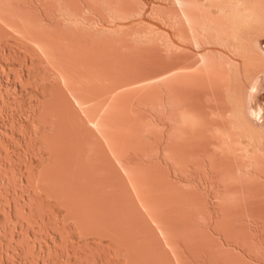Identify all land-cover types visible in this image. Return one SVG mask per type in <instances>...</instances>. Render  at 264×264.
I'll return each instance as SVG.
<instances>
[{"label": "rangeland", "instance_id": "374dc122", "mask_svg": "<svg viewBox=\"0 0 264 264\" xmlns=\"http://www.w3.org/2000/svg\"><path fill=\"white\" fill-rule=\"evenodd\" d=\"M170 1L171 0H0V26L6 30V32L4 29L0 32V264H264V198L258 196L249 199L247 198L249 196H247L245 200L243 199L244 197H240L241 199L238 197L237 200L232 198L231 201L229 198H224V195H222L223 197L215 195V197L217 196L215 198L211 196L212 193L209 191L214 187V184L212 185V183H209V181H212L213 176L203 172V175L196 180L192 172V167L187 168H190L187 171L188 174H185L186 176L189 175L187 178L183 174L185 177L182 175L181 180H178L182 173L180 174L177 168L178 165H173L177 164V162L174 161L175 158L172 160L173 155L174 157L177 155L172 154L173 151V153L177 151V144L174 141L175 145H173V143H171L173 141L169 139L174 137L175 140V135L173 136L172 134L170 137L169 135L171 134H164L167 128L162 126V119H159L162 112L157 110V103L160 102V95L157 92H159L160 89L155 85L154 89L153 85L147 86H152L150 89L144 86V89L146 87L145 91L144 89L141 91L142 87L139 89L138 87L137 89L136 87H131V89L129 87L126 90L127 93H125L126 91L119 93L125 89H115V86L118 87L133 80V78L139 79L142 76L154 74L155 71L159 72L168 64L169 66L174 65L177 63L176 61L181 59L179 58V52H176L179 49L174 51L176 55L172 52L171 55L169 53L171 57H167V54H163L164 49L162 50V43L160 44V33L163 35V31H171L163 23V19L162 21L160 19L162 18L160 10L164 7L169 8L170 5L173 7V4H169L171 3ZM112 7L119 8L120 13H122L121 11L125 10V8L127 10L128 8L131 9L130 11H139L140 15H136L137 17L133 16L132 19L121 20L119 23L125 27L122 26V30L127 29L126 33H129L131 29L134 30L133 27L136 28L138 26V29L143 28V30L141 29L142 31L148 30L149 35L153 34L154 40H148L149 42H147V46H145L148 47L150 51H146L147 53L143 51L145 54L141 51V53H138L139 51L138 49L136 50V47L133 49L134 52L131 56V53H129L127 49L120 47L122 45L119 42L115 43V41H113L114 39H110L111 42L103 39V37L99 36V29L96 28L97 31L94 27L90 29L89 26H87H91L97 19V22L101 21L102 24L106 25L107 23H105L104 19L109 18L107 15L110 13L109 10H111ZM120 7L125 8L120 10ZM141 10L142 12H140ZM123 13H127V11L125 10ZM11 18L13 19L11 20ZM106 20L108 21V19ZM12 21L15 22L13 23ZM93 30L96 32H93ZM141 30H138V32H141ZM174 31L170 32V37L173 36L171 34ZM131 32L127 35L129 38L123 43L128 45L131 43L132 45L135 44L136 40L131 36L136 32ZM39 35L41 37H39ZM63 36H68L75 40L78 38V41L84 39L83 41L85 42H89L91 39L90 42H94L95 48L93 50L94 53L91 51V57L93 56L92 58L96 59V61L93 60L95 63L93 62L94 64L92 65L95 67L94 74L96 72H98V74L101 73V67L103 69L104 67L109 69L110 73L108 71L107 73L104 71L101 73L109 75L108 77L106 75V80H101L100 78L101 83L99 82V78L96 77L97 74L95 75V80L93 79L95 81V83H93L94 85L91 82L93 88L92 86L90 87V92L92 90V92H94L92 94L94 95L90 92V95H88L87 89H85V91L83 89L84 87H81L83 86L81 84L85 83V81L83 82L79 79L74 80L75 77H73L74 79L70 78V81L67 82L71 83L69 85L70 88H68V84L64 85L59 79V62H61L62 67L65 65V68H68L65 70L61 68V70H64L65 73L67 70L71 74H74L72 72L74 69L72 68V70H70V67L75 66V63L79 66L77 67L79 71L85 66L83 64H87L85 61V63L83 62L84 57L82 58V56H84V54H80L82 55L79 57L80 59L77 58L79 55L74 57L69 55L66 63H64V55L60 54L61 56L59 59L58 52L60 51L55 47V43H58L60 41L59 39H63ZM261 36L259 37L260 44L264 47V35ZM44 37L47 40H52L48 41V43L47 40L45 41ZM41 38L44 40H41ZM35 39L44 42V46L46 47L47 45L45 49H48L49 52L51 51L52 55L49 54L47 56L39 51L35 46ZM172 39L175 44L179 42L178 40L175 42L174 37H172ZM105 40L106 42L109 41L112 46L111 48L108 46L106 49L107 43ZM52 41L54 49L52 48V44L50 45ZM153 41L155 44L157 43L159 45H154ZM61 42H63V40H61ZM137 42L136 44L139 45ZM151 43L153 45L149 47L148 45ZM101 44L103 46H101ZM178 44H181V47L185 46L191 48L188 44L183 42L177 43L176 46ZM96 45L98 47H95ZM152 48L154 49L152 50ZM187 51L189 52L190 49H187ZM192 52L189 53L191 54ZM189 53L186 54L188 55ZM177 54H179V57H177ZM55 55L57 56L55 57ZM163 55L164 58L166 57L164 59L165 61L161 60L163 59ZM185 55L184 58L188 59L189 55H186L187 57ZM172 56H174V59L177 57V60L175 59V61L171 62L174 60ZM184 58L182 60H184ZM130 59L132 62H128ZM187 59H185V62L189 60ZM114 60L117 61L115 62ZM136 60L142 62L139 61L137 64ZM166 60H168V64ZM161 61H163V63ZM77 62L80 63V65H78ZM180 62L182 61L180 60ZM161 66L164 67L161 68ZM27 67L29 69H27ZM83 70L85 71V69ZM53 71L56 74H54ZM84 71L81 73L84 74ZM55 78L60 82L57 79L55 80ZM53 84L57 85L54 86ZM58 84L61 85L65 92L64 90H60ZM106 86L109 89H107ZM55 87L59 90L57 91ZM263 87L264 85L260 89L257 101H261L260 103L264 105ZM114 89L116 91H114ZM134 89L136 92H134ZM55 90L57 92H55ZM70 91L80 93L81 95L87 93L85 97L90 96V99H92L90 101H93L92 103L96 106V110L100 109L101 104L106 105V102L112 95L111 97L113 100L109 99V103L106 106L108 107L113 104L112 106L114 108L112 109V106H110L108 109H111L103 112L104 128L102 131L104 132L98 134V136L100 135V140H97L95 137L91 140L92 136H89L91 135L89 132H83L84 134L81 132L78 134L72 132L73 135L70 132V135L67 133L65 136L63 132L59 131L63 129H61V125L59 124V121L63 122L62 119H59L61 118L59 115L66 112L64 111L66 109L67 111L69 108V110H71V107H69L70 104L65 102L68 96L69 99H71ZM113 92H115V95ZM56 93H59V95H56ZM106 93L109 94V96ZM145 93L149 95L146 97V100H144L145 102L149 100L147 103L149 107L146 106V108H143L144 106H139V104L134 106L137 104L139 97L143 96ZM155 93L159 96V102L157 101V103H155L156 101L152 102L157 100ZM62 94L68 95L65 96L66 100ZM154 94L155 97L153 98ZM84 95H82V97H84ZM60 96H62L63 99ZM106 96L109 98L106 99ZM102 97L103 99H101ZM150 97H152V100ZM99 99L100 101L98 102ZM127 99L132 101L131 105L130 100ZM62 100L65 103H63ZM87 100H89V98ZM101 100L103 103H101ZM60 101L63 103L62 106L68 105L67 108L60 107ZM142 101L143 100H141V102ZM115 102L116 105L114 106ZM149 102L150 104L152 103V106L156 104V109L153 107L154 111L150 107ZM119 104L121 105L120 108ZM124 105L132 106V109L130 107V110L128 107V110L125 111L123 110L125 108ZM59 107L65 108L62 110L63 112ZM111 111L113 112L110 115L111 117L115 115V117L122 116V118H119V120L113 118L107 120ZM117 113L121 114L118 115ZM125 113L126 115L128 114V116H126ZM65 114H71V111ZM48 115L50 117H48ZM123 115L127 118L125 122ZM110 116L108 118H110ZM162 116L163 114L160 117ZM120 119L123 120L121 121ZM65 120L69 122V120ZM74 123L76 124V122ZM66 130L67 129H65V131ZM171 131H173V129ZM203 132L204 131H202V134ZM67 136H71L68 138L74 139L75 141L71 140L73 143L69 142L70 140H68ZM165 136L167 139H165ZM61 137H66L67 142L64 140L66 138L61 139ZM207 137L204 139L202 137L204 141L200 138V143L205 141L208 142V144L206 142L201 143L200 147L202 148L207 144L208 147L205 146V150L210 151L214 147V144H212L214 140L212 141L210 137ZM59 139H61L62 142H60ZM58 140L60 142H58L59 144L57 143ZM165 140L166 145L163 146ZM167 140L169 143H167ZM100 144L103 145L101 146ZM169 144H171L170 146H172L173 149L172 147L169 148L170 146L168 147L170 150L165 148ZM209 144H211L212 147H210ZM102 147L103 150L101 149ZM206 148L209 149L207 150ZM166 149H168V151L172 149L171 153L169 154ZM165 152L169 155H166ZM165 156H169L167 160ZM169 158L172 160L171 162ZM199 161L201 164L203 163V168L206 162H203V160ZM60 170L62 171L60 172ZM66 171L67 173L65 174ZM78 171L79 173H77ZM56 172H59L60 177L59 175L56 177L58 174ZM62 172H64L63 175ZM82 172H84L83 175ZM119 172L122 174L120 175ZM200 174H202V172H200ZM61 175L63 178L67 175L70 180H68L67 177L63 180ZM94 176L95 178H93ZM124 178L125 181L123 182ZM76 179L78 180L76 181ZM182 179L189 181L187 182L188 184L194 183L197 191H199L202 186L203 188L198 194L189 192V195L188 189L190 187H188L187 183ZM72 180L76 182L72 184ZM182 183L185 184L181 187ZM207 184L209 185L206 186ZM186 185L188 189L183 188ZM190 186L191 190L195 189H193L192 185ZM208 192L209 194H207ZM191 195L194 197H191ZM75 200L80 206L75 204ZM72 201L73 204H75L73 207ZM136 206H138V209ZM142 219L144 221H142ZM106 225L108 226L106 227ZM161 227H164L163 229H165V232H160L162 229ZM156 230L158 235L155 233ZM17 233L18 235L16 236ZM152 233L156 234L157 237L156 235H152ZM158 238H160L162 242H160ZM154 239L159 243L154 242ZM168 240H170L171 243ZM161 250H168L169 253H167L168 251H163L162 253ZM162 254L164 255L162 256Z\"/></svg>", "mask_w": 264, "mask_h": 264}, {"label": "bare ground", "instance_id": "6f19581e", "mask_svg": "<svg viewBox=\"0 0 264 264\" xmlns=\"http://www.w3.org/2000/svg\"><path fill=\"white\" fill-rule=\"evenodd\" d=\"M6 1H8V0H6ZM114 2H116V1H114ZM114 2H112V3H114ZM170 2L171 3H169V4H173V7L170 5L169 8L164 7L162 10H160V13H161V16H162V18H160V19H161V21L163 19V23L169 28V30H171V31L175 30V31L172 32L171 35H173V36H171V37H170V32L171 31L168 32V31L165 30V31H163V35L160 33L161 42L160 41L159 42H160V44L162 43L161 46L163 45L162 50L164 49L163 50L164 51V53H163L164 55L167 54L166 56L169 57L172 54V52L176 55V53L174 51H176V49H179V50L176 51V52H179V54H180V55L177 54V57L180 56L179 58H181L178 61L180 62V60H181L182 62L183 61L184 62L183 63L182 62L179 63L178 61H176L177 62L176 64L169 66L168 60H166L168 65L167 66L165 65L166 67L161 66V68L162 67H164V68L162 70H160L159 72L155 71L156 73L154 72V74H151V75L149 74V75H146V76H142L139 79H134L133 78V80H131V81H129L130 80L129 79L128 80L129 82H126V83L123 82L124 84H122V85H120L121 84L120 83V84H118V85H120L118 87L114 85L115 89L116 88H118L119 90L125 89V90H123V91H121L119 93L125 92L127 90V88H129V87H130V89H131V87L132 88L136 87V89H137V87H138V89L140 87H142L141 91H143V89H144L143 87L144 86L147 87L148 85L149 86L153 85V89L155 88L154 85L157 86L160 89V91L157 92L160 95V100H159L160 102L158 101V99H159L158 97L159 96H157V93H155L156 96H157V100H154L152 102H155V101H156L155 103H157V101L159 102V103H157L158 104V109L157 110H160V112H162V114H163L162 117H160L162 114L159 116V119L161 118L163 120V122L161 120L162 126L167 128V130L165 131L164 134H167V135L171 134V135H169L170 137L172 136V134H173V136L175 135V140H174V137L173 138L171 137L173 139L172 140L168 136V138L171 141H173V142H171L169 139L168 140L171 143H173V145H175V142L177 144V151H175V153H173L174 151L172 152V154H177V155L175 157L173 155L172 160L175 158L174 161H176L177 164L176 165L173 164V165L174 166L178 165L177 168H178L180 174L182 173L181 175L179 174L180 178L178 180H181V178H182L181 176L183 174L184 175L188 174L187 171L190 169V168L187 169L188 167H192V169L194 170V171L192 170V172H193V175H194L196 180L199 179L200 176L203 175V172H205V173H207L209 175L211 174V176H213L212 177V181H209L210 184L211 183H212V185L214 184L213 185L214 187L212 186L213 188L211 187L212 189L210 188L211 190H209L212 193L211 196L215 197V195H217V196L224 195V198H229L230 201L232 200V198L237 200L238 197L239 198L240 197H242V198L244 197L243 199L245 200V197H247V196H249V197H247L249 199H251L252 197L256 198L258 196H261L262 198H264V105L262 103H260L261 101L260 102L257 101V97L259 95L260 89L264 85V47H262V45L260 44L261 42H260V39H259V37L261 35H264V0H171ZM120 4H121V2H120ZM2 6H3V4H2ZM16 6H18V5H16ZM117 7L116 8L112 7L111 10L108 9L109 12H110L107 15V17H109V18H106V19H108V21L106 19H104L105 18L104 17L105 14L103 15L104 18L102 16H100L101 18H103L105 20V23H107L106 25L102 24L101 21L100 22L98 21L99 22L98 23L97 22L98 19H97L94 23H93V20H92L93 24L91 26L90 25H87V26H89L90 29H92L93 27L95 29L96 28L99 29V32H98L99 36L103 37V39L109 40L110 42H111L110 39H114L113 41H115V43L119 42L122 45L120 47L127 49V51H129V53H131L130 54L131 56H132V54L134 52L133 49H135L136 47H137L136 50L138 49V51H139L138 53H141L143 51L145 53H147L146 51H148V50L150 51V49L148 47H145V46H147V42H149L148 40H154V35L153 34L149 35L148 30L147 31H142L143 28H139L138 29L137 28L138 26L136 28L132 26L134 28V30L131 29V28L130 29H131V31L136 32L131 37H133L136 40V42L138 41L137 43H139V45L136 44L135 41L134 42H135L136 45L135 44L132 45V43H131L130 44L131 46L128 45V44L123 43V42H126L125 40H127L129 38L127 35L131 31L129 33H126L127 29H124L125 28L124 25H122V24L120 25L119 21L121 22V20L124 21L126 19H132L133 16L134 17L136 15L138 16L139 11L138 12H137V10L136 11L135 10L130 11L131 9H129V8H128V10H129L128 11L125 7H122V8L120 7V10H123V8H125V10L127 11V13H123V12H125V10H123V11H121L122 13H120L119 8H117ZM170 7H172L173 9L170 8ZM6 8H7V6H6ZM157 8H159V7H157ZM23 11H25V10H23ZM8 12H10V11H8ZM140 12H142V10ZM13 14H15V13H13ZM12 19L13 18H11V20ZM12 22L14 23L15 21H12ZM135 23H137V22H135ZM24 24H23V26H24ZM27 24H28V21H27ZM27 24H25V25H27ZM88 24H90V23H88ZM122 26L124 27L123 28L124 30H122ZM27 28H28V26H27ZM3 29L6 32L5 28H2L0 26V30H1L0 32H2ZM138 30L139 31L141 30V32H138ZM144 30H146V29H144ZM94 31L95 30H93V32ZM151 32H153V31H151ZM124 33H125V35H124ZM131 34H132V32H131ZM81 36H82V34H81ZM39 37H41V36L39 35ZM172 37L175 38V40H174L175 42L177 40L179 41L177 43L183 42V43L188 44L189 47L192 48V50H191V48H188V47H185V46L181 47V44H178L180 46H178V45L176 46L177 43L175 44L172 41L173 40ZM42 38H41V40H44ZM160 38H159V40H160ZM39 39H37V40H39ZM37 40L35 39V46L39 49V51H41L44 55H47V56L49 54L52 55L51 51L49 52L48 49H45L47 47V45L45 47L44 46V44H45L44 42L37 41ZM46 40L47 39L45 38V41ZM50 40H52V39L47 40V42L50 41ZM59 40H57V41H59L58 43L55 41L56 42L55 43V47L57 48L58 51H60V52L57 51L59 53L58 54L59 59H60V56H61L60 54L64 55L63 56V57H65V59H64L65 62L64 63H66L68 61L67 59L69 58V55H71V57L79 55L77 57V58H79L80 56H82L80 54H84V56H82V58L84 57L83 62L85 61L87 63V64H83V65H85V66H83V69H85V71L83 69H81L82 71L85 72L83 74V73H81L82 71L80 70L81 71L80 72L79 68H77L79 66H77L76 63L73 62V63H75V66L70 67L71 68L70 70H72V68H73L74 70H72V72L74 74H71V73H69L66 70V73L68 74L67 75L64 72V70L68 69V68H65V65H63L64 67H62L61 66V62H59V64H60V67H59L60 69L58 70L59 71L58 72L59 79L64 83V85L68 84V86H67L68 88H70L69 85L71 84V83H67V82L70 81L69 80L70 78L75 77V79L73 78L74 80H76V79L78 80L79 79V80H81L83 82L85 81V83L82 82L83 84H81V85H83V86H81V87L82 88L84 87L83 88L84 90L87 89V93H88V95H90L89 94L90 87L92 86V88H93V85H94L93 83H95V81H94L95 80L94 79L95 75L97 74L96 77L99 78V82H100V78H101V80L102 79L106 80L105 78H106L107 74L105 75V73H107V71L109 72V69L104 67V69H105L104 70L101 67L100 69H102V72L104 71L105 73L101 74L102 73L101 72V73H99L100 74L99 75L98 72L95 71L96 73L94 74V68L95 67H93L92 65L95 63L93 60L96 61V59H93L92 58L93 56L91 57L92 52L95 49L94 48V42H90L91 39H90L89 42L83 41L84 39L82 41L81 40L78 41V38H77V40H75L74 38L72 39V38H70L68 36L67 37L63 36V39H59ZM61 40H63V42H61ZM106 40H105V42H106ZM109 41L106 42L107 43L106 44V46H107L106 49L108 48V46H110L109 48L112 47L110 45ZM29 43H31V42H29ZM153 43H154V41H153ZM51 44H52V48H53L54 47L53 46V41L50 42V45ZM102 44H101V46H103ZM120 44H118V45H120ZM156 44L154 43V45H156ZM151 45H153V44L151 43L148 46L150 47ZM157 45H159V44H157ZM27 46H28V43H27ZM98 46H99V44H98ZM98 46L96 45L95 47H98ZM153 49L154 48H152V50ZM156 49H158V48H156ZM187 49H190L189 52H192V51L193 52L190 54L187 51ZM33 50H34V48H33ZM52 52L54 53L53 50H52ZM144 52H143V54H145ZM169 53H170V55H169ZM186 53H189L188 54L189 55V58H188L189 60L187 58H184V55ZM96 54H97V52H96ZM164 55H163V57L161 56L163 58L161 60H163V61H165L164 59L166 58V57L164 58ZM56 56L57 55H55V57ZM63 57H62V59H63ZM173 57L174 56H172V58ZM119 58H121V57H119ZM124 58H125V56H124ZM183 58H184V60H182ZM113 59H116V58H113ZM133 59H134V57H133ZM168 59H170V58H168ZM175 59L174 60L170 59V60H172L171 62H173V61H175ZM185 59H187L188 61L185 62ZM130 60L129 61L127 60V61L128 62H132V60L131 61ZM137 60H138V57H137ZM41 61H43V60H41ZM58 61H60V60H58ZM139 61H137V64H138ZM163 61H161V62L163 63ZM121 62H122V60H121ZM140 62H142V61H140ZM54 63H56V62H54ZM97 64H96V66H97ZM78 65H80V63H78ZM81 65H82V63H81ZM105 66H106V64H105ZM139 66H140V64H139ZM28 67H29V65H28ZM28 67H27V69L30 68V67L29 68ZM61 68H64V70H61ZM161 68H159V69H161ZM144 69H146V68H144ZM111 72H112V70H111ZM53 73L56 74L54 71H53ZM75 73H76V75H75ZM71 75H72V77H71ZM55 76H57V75H55ZM108 76L109 75H107V77ZM56 79L57 78H55V80ZM73 79H71V80H73ZM91 82H92L93 85H91ZM102 83H103V81H102ZM56 85H54V86H56ZM58 85L60 86V90L63 91L64 89L61 87V85L60 84H58ZM106 85H109V84H106ZM146 87H145V89H146ZM151 87H147V88L150 89ZM55 89H56V87H55ZM79 89H81V88H79ZM83 89H82V91H83ZM107 89H109V88L107 87ZM115 89H114V91H116ZM130 89H128V90H130ZM145 89H144V91H145ZM56 90H55V92H57L59 89L57 91ZM110 90H108V91H110ZM64 92H65V90H64ZM70 92H71L70 93L71 94V99H69V96L67 94L63 95L64 94L63 93L62 95L65 98V100H66L65 96L66 95L68 96L67 98L69 100L67 99L66 101L65 100L64 101L70 104L69 107H71V110H69L70 108L68 107L69 108L68 111L69 112L71 111V114H65L66 112L69 113L67 111V109L64 110L65 108H60V107H66L67 108V106H68V105L62 106V104L65 103V102H63V100H62L63 103H61V101H60L61 104H59V105H61L59 107L61 109V111L62 110L66 111L64 113H61V115L58 114L61 117L59 119L63 120V122L59 121V124L61 125V129L62 128L64 129V131H63V129L59 130V131L63 132V134L65 136L67 135V133H68V135H70L72 132H76L77 134L80 133V132L81 133L89 132L91 134L89 136H92L91 140L93 139V137L97 138V140L98 139L100 140L101 138H99L100 135L98 136V134H102L104 132V131H102L103 128H104L103 127L104 126L103 125L104 124V122H103V119H104L103 118V112L111 109V108L108 109V107L112 106L113 104L108 106V107L106 105L109 103L108 102L109 99L113 100L112 97H111L112 95L110 96V98L106 96V99L109 98L108 101L106 102V105L105 104L104 105L101 104V106L102 105L103 106L102 107L100 106V109L96 110V106H94V104L92 103L93 101L92 102L90 101V100H92V99H90V96L89 97L88 96L85 97L87 95V93H85V95L82 94L85 97V99H84V97H82V95L80 93H74L72 91H70ZM134 92H136L135 89H134ZM90 93L92 94L94 92H92V90H91ZM125 93H127V91ZM151 93H152V91H151ZM113 94L115 95V92H113ZM128 94H130V93H128ZM145 94L143 96L139 97L138 101L136 100L137 104L134 105V106H137L138 104H139V106L143 105L144 106L143 108H146V106H148L147 103H148L149 100H147V102H145L144 100H146V97L149 96V95H148V93L146 95ZM155 94H154L153 98L155 97ZM56 95H59V93L58 94L56 93ZM92 95H94V94H92ZM107 95L109 96V94H107ZM103 96H105V95H103ZM60 97H62V96H60ZM63 97H62V99H63ZM93 97H95V96H93ZM116 97H117V95H116ZM88 98H89V100H87ZM101 99H103V97ZM150 99L152 100V97H150ZM258 99H261V98H258ZM127 100H130V99H127ZM141 100H143V101L141 102ZM56 101H58V100H56ZM94 101H95V98H94ZM99 101H100V99L98 100V102ZM121 102H122V100H121ZM101 103H103L102 100H101ZM131 103H132V101L130 100V105H131ZM151 104L149 102L150 107L152 109H153V107H154V109H156L155 108L156 104L154 106H152ZM115 105H116V102L114 103V106ZM124 106H125L126 109L124 108L123 110H125V111L128 110V107H129V109H130V107L132 109V106H128V105L127 106L124 105ZM120 107H121V105L119 106V108ZM113 108L114 107L112 106V109ZM154 109H153V111H154ZM119 111H120V109H119ZM142 112H143V110H142ZM112 113L113 112L111 111V113H109V116ZM119 114H121V113H119ZM106 115H108V114H106ZM106 115H104V116H106ZM125 115H126V113H125ZM126 116H128V114ZM48 117H50V116L48 115ZM108 117H107V120H110L111 118L119 120V118H122V116H116L115 117V115H113L112 117L110 116V118H108ZM124 118H125V116H124ZM65 119L69 120V122H66ZM126 119L127 118H125L124 122L126 121ZM45 120H46V118H45ZM72 121H73V123H72ZM74 122H76V124ZM105 122H107V121H105ZM110 123H112V122H110ZM161 123H160V125H161ZM118 125H119V123H118ZM105 128H106V126H105ZM57 129H58V127H57ZM65 129H67L68 131L67 130L65 131ZM140 129H142V128H140ZM172 129H173V131H171ZM202 131H204L205 133L203 132V134H202ZM77 134H75V135H77ZM72 135H73V133H72ZM71 136H67V138L71 137ZM166 136H165V139H167ZM207 136L210 137L212 141L214 140V143H212V144H214V147L210 151H206L205 150V146L208 147L207 146L208 142H206V141L205 142L207 144H205V146H203L204 149H203V147L202 148L200 147L201 143H205V142H201L200 143V138L202 139V137H203V139H204ZM64 138H66V137H64ZM64 138L61 137V139H64ZM67 138L64 139L66 142H67ZM61 139H59L60 142H62ZM59 140L57 141V143L59 142ZM68 140H70L69 142H72L74 139L72 140V139L68 138ZM94 141H95V139H94ZM169 141L167 143H169ZM95 142H94V144H95ZM54 143H56V142H54ZM105 145H106V143H105ZM112 145H113V143H112ZM165 145H166V140H165V144L163 146H165ZM170 145L171 144H169L165 148H168ZM209 146L212 147L211 144H209ZM171 147L172 146H170L169 148H171ZM101 149L103 150V147ZM168 149H166V150L168 151ZM172 149H173V147H172ZM172 149H171V151H172ZM171 151H168V153L170 154ZM62 153H63V151H62ZM77 154H79V153H77ZM165 154L169 155L166 152H165ZM72 155H73V153H72ZM82 155H84V154H82ZM107 155H106V157H107ZM165 157H167V156H165ZM168 157L166 158V160L168 159ZM65 159H66V157H65ZM69 159H71V158H69ZM172 160L169 158L170 162ZM199 160H203V162L204 161L206 162V163H204V165H203L204 167L203 168H202V164L203 163L201 164ZM67 163H69V162H67ZM63 164H65V163H63ZM122 164H124V163H122ZM174 166H171V167H174ZM126 168H128V167L126 166ZM66 169H67V167H66ZM93 169H94V167H93ZM199 169H201V170H199ZM56 170H57V168H56ZM61 171L62 170H60V172ZM119 171H120V169H119ZM126 171H128V170H126ZM190 172H191V170H190ZM200 172H202V174H200ZM54 173H55V171H54ZM56 173H58L56 175V177H57L59 175V172H56ZM63 173L64 172H62V175H63ZM66 173H67V171L65 172V174ZM77 173H79V171ZM83 173L84 172H82V175H83ZM121 174L122 173H120V175ZM124 175H122V176H124ZM179 175H177V176H179ZM193 175H192V177H193ZM188 176H186V178ZM59 177H60V175H59ZM66 177H67V175H66ZM66 177H64V178H66ZM62 178H63V176H62ZM64 178H63V180H64ZM67 178H68V180H70L69 177H67ZM72 178H73V176H72ZM93 178H95V176ZM186 178H184V179H186ZM184 179H182V180H184ZM77 180L78 179H76V181ZM72 181H73L72 184L76 182V181L74 182V180H72ZM124 181H125V178H124L123 182ZM110 182H111V180H110ZM131 182H133V181H131ZM185 182L187 183L189 181H185ZM191 182H192V179H191ZM193 182H196V181H193ZM133 183H132V185H133ZM76 184L79 185L78 183H76ZM183 184H185V183H182L181 187H182ZM118 185H120V184H118ZM187 185L190 188H191L190 185H192L193 189L195 188V184L194 183H191V184L187 183ZM187 185L185 187H183V188H187L188 189ZM203 185H204V183H203ZM208 185L209 184H207L206 186H208ZM94 186H95V184H94ZM119 187H122V186H119ZM125 187H126V184H125ZM128 187H129V185H128ZM190 188L188 189V194H189V192L190 193L194 192V194L195 193L198 194L200 192V190H202L203 186H202V188L200 187L201 189L199 188L200 189L199 191H197L196 188L194 190H191ZM128 189H130V188H128ZM184 192H185V190H184ZM184 192H182V193H184ZM200 194H202V193H200ZM200 194H199V196H200ZM207 194H209V192ZM54 195H56V194H54ZM192 195H191V197H194ZM137 196H139V195H137ZM13 199H14V197H13ZM131 199H133V198H131ZM229 199H228V201H229ZM75 202H76V200H75ZM81 202H80V204H81ZM27 203H29V202H27ZM77 203L78 202H76L75 204L79 205ZM72 204H73V201H72ZM75 204H73L72 207L75 206ZM90 204H91V202H90ZM136 207L138 209V206H136ZM76 208H77V206H76ZM91 212H92V210H91ZM89 218H90V216H89ZM145 219H146V217H145ZM142 221H144V220L142 219ZM109 222H111V221H109ZM97 223H98V220H97ZM104 225H105V223H104ZM145 225H147V224H145ZM107 226L108 225H106V227ZM159 226H161V225H159ZM102 227H104V226H102ZM161 228L163 229L164 227H161ZM162 229L160 230L161 233H163V231L165 230V229H163V230ZM157 230L155 231V233L158 235ZM18 233L16 234V236L18 235ZM150 233H151V231H150ZM153 233H152V235H156V234H153ZM152 235H151V237H152ZM157 235H156V237H157ZM158 237H160V236H158ZM158 239H160V238H158ZM167 239H169V238H167ZM168 241L170 242V240H168ZM171 241H173V240H171ZM154 242H156L155 239H154ZM160 242H162L161 239H160ZM162 245H163V243H162ZM155 246H156V244H155ZM163 251H168V250H163ZM163 251H162V253H163ZM167 253H169V251ZM42 255H43V253H42ZM163 255L164 254H162V256ZM169 257H171V256H169ZM23 259H25V258H23ZM172 262H173V260H172Z\"/></svg>", "mask_w": 264, "mask_h": 264}]
</instances>
